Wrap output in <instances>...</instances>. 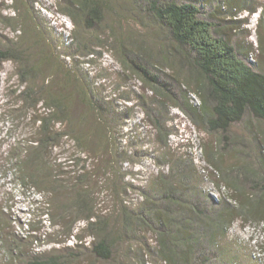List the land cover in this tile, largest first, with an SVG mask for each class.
<instances>
[{
	"label": "trees",
	"instance_id": "obj_1",
	"mask_svg": "<svg viewBox=\"0 0 264 264\" xmlns=\"http://www.w3.org/2000/svg\"><path fill=\"white\" fill-rule=\"evenodd\" d=\"M63 1L62 12L75 26L71 37L74 48L62 53L70 57L72 65L55 58L52 52L47 54V48L37 54L35 47L47 39L46 29L35 14L22 17L18 4L14 7L19 16L7 17L6 22L19 34L16 40L8 39L0 46V63H18L19 77L28 83L22 91L27 106L38 110L41 105L46 111L35 117L40 137L28 146L26 158H20L19 164L25 184L47 198V220L56 235L63 238L48 241L60 245L51 251L33 250L21 258V264H77L86 251L97 260L89 264H114L120 253L125 258L121 264H148L144 250L133 251L132 244L139 232L148 229L158 238L156 246H148L166 264H185L197 256L213 262L220 238L227 236L228 228L238 218H264V128L247 127L254 142L240 139V150L232 140L227 149L233 126L247 115L264 123V71L247 61L249 52L241 48L238 51L223 35L220 25L202 16L195 0ZM125 12L141 24L142 20H151L156 25L154 30L132 34L131 29L122 26ZM104 27L116 44L114 49L123 69L152 91L146 113L158 131L162 148L168 146L173 133L166 119L171 107L182 110L208 134H219L216 146L207 148V160L221 173V183L234 191L232 198H212L203 188L205 181L194 160L172 152L157 158L159 170L146 183L126 181L128 176L138 174L130 171L131 166L124 167L133 163L130 150L135 146H123L119 135L133 107L114 106L120 97L105 94L96 82H91L89 75L80 70V64L89 61L77 59L94 58L100 52L104 41L99 33ZM156 36L167 38L168 45H156ZM53 71L64 75L67 84L62 82L60 89L56 78L45 79ZM40 76L44 79L39 83ZM192 90L202 98L200 105L192 102ZM121 98L132 101L128 95ZM65 139L77 148L68 157L69 163H63L55 154ZM253 144L256 151L249 153ZM225 149L237 151L243 163L226 168ZM133 154L139 155L138 151ZM162 160L168 165L167 171L162 168ZM216 181L220 187V180ZM80 223L83 227L78 226ZM27 226L31 232L37 230L31 223ZM71 239L76 242L67 245ZM13 250L18 252L13 248L12 255Z\"/></svg>",
	"mask_w": 264,
	"mask_h": 264
},
{
	"label": "rangeland",
	"instance_id": "obj_2",
	"mask_svg": "<svg viewBox=\"0 0 264 264\" xmlns=\"http://www.w3.org/2000/svg\"><path fill=\"white\" fill-rule=\"evenodd\" d=\"M195 1L201 7L202 16L216 25H220L219 28L223 35L238 51L241 48L244 52H249L246 56L247 61L254 68L264 71V0H231L236 2L234 6L231 5L232 2L229 4V0ZM64 3L63 0H0V46L7 43L8 39L16 40L19 34L14 31L11 24L6 22L7 17L19 16L14 7L18 4L22 17H27V15L30 17L35 14L37 20L46 29L47 39L45 44L41 43L35 47L37 54L40 55L41 50L47 48V54L52 52L55 58L65 59L68 65H72L70 57L62 54L66 51L70 52L74 48L71 37L75 33L74 22L62 12ZM246 5H250L249 7H252L253 10H247L249 7L246 8ZM123 15L125 17L122 18V26L124 29H131L132 34L135 32V35H144L145 31L154 30V26H156L151 20H142L144 24H141L136 21V17H132L129 13L125 12ZM117 32H120L119 28ZM109 33L107 27L100 29L99 35H101L100 38L103 39L104 44L94 58L81 56L77 59L81 62L89 61L80 64V70L89 75L91 82H96L105 94L114 98L116 95L120 97L118 101L114 102V106L133 107L128 114L129 119L124 123L126 127L121 129L122 134L119 135L123 146L126 148L135 146L134 150H130L133 163H126L124 167L128 166L131 169V166L130 171L133 170L138 174L134 177L128 176L126 181L134 182L136 185L146 183L149 176L153 177L159 170L157 158L162 157L164 152H172L186 159L194 160L197 171L201 174L199 176L205 181L203 188L212 198L217 200L224 195L231 197V193L234 191L221 183V173H217L207 160V150L211 144L216 146L219 134H208L203 128L197 127L182 110L171 107L166 119L169 121L167 125L170 130H173V133L169 136L168 146L162 148L158 143V131L153 128L151 119L146 113V106L153 99L152 91L138 77L123 69L114 49L116 44L113 39H109ZM155 38L156 45L160 43L168 45L169 43L165 37L156 36ZM58 44L61 45V48ZM151 46L154 47L153 40ZM242 55L245 57L244 53ZM165 70L174 73V71ZM51 76L58 80L56 86L60 89L59 85L65 82L63 73L56 74V71H53L48 73L45 79L48 77L51 79ZM42 79L44 77L40 76L38 82L40 83ZM27 87L28 83H23L19 77L18 63L11 60L0 63V264H21V258H26L33 250L41 249L42 252H48L53 247L60 246L48 243V241L63 239L62 236L56 235L57 231L50 227L47 220V198L31 188L30 185L25 184L21 171L22 166L19 164L20 158H26L28 146H33L35 138L40 137L38 131L40 124L35 121V117L46 114L41 105L38 110H31L27 106L22 96V91ZM127 95L132 98L131 102L121 98ZM190 96L195 105H200L202 98L196 91H190ZM247 127L264 128V123L262 124L254 117L247 115L242 122L233 126L227 149L232 140H235V146L240 150L242 149V147H238L240 139L247 140V143L254 142V138L249 137L251 133ZM133 136L136 138L133 139ZM63 141L64 145L57 148L55 154L60 156L63 163H69L70 158L68 157L73 152H77V148L70 139ZM222 144L226 146L227 143L225 144L223 141ZM254 147L255 144L251 145L248 152L254 153L256 151ZM137 151L139 155L135 156L133 153ZM229 151L226 149L223 151L226 153L224 157L226 168L236 162L243 163L242 158H239L242 155L232 149ZM252 159L254 158L250 157L251 162H253ZM247 160L249 161V157ZM161 162L163 163L162 168L167 171L168 165L164 160ZM68 168L72 169V166ZM216 179L220 180V187ZM135 191L137 192V190ZM253 192L255 191L251 193ZM132 196L137 195L133 193ZM29 223L37 230L31 232L27 226ZM78 226L83 227V223ZM226 233V237L220 238L219 248H217L219 252H216L213 262H206L197 256L185 264H264V218H238ZM138 235H140L139 238L136 241L133 240L132 243L135 248L133 251L144 250L149 260L148 264H166L165 260L157 256L148 246L151 245L152 248L157 245L158 238L155 232L148 229L139 232ZM20 238L23 240L20 241ZM145 241L148 244H145ZM75 242V239H71L67 245H74ZM43 244L45 245L42 246ZM146 245L150 251H147ZM13 248L18 250V252L13 250L14 255L11 254ZM212 253L215 252H210L209 255H213ZM229 256L233 257V262H230ZM83 257L84 259L77 264H89L97 261L88 251ZM122 259L125 258H122V253H120L114 264H121ZM100 264L111 263L100 262Z\"/></svg>",
	"mask_w": 264,
	"mask_h": 264
},
{
	"label": "clouds",
	"instance_id": "obj_3",
	"mask_svg": "<svg viewBox=\"0 0 264 264\" xmlns=\"http://www.w3.org/2000/svg\"><path fill=\"white\" fill-rule=\"evenodd\" d=\"M256 14V13H255Z\"/></svg>",
	"mask_w": 264,
	"mask_h": 264
}]
</instances>
